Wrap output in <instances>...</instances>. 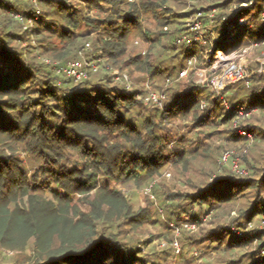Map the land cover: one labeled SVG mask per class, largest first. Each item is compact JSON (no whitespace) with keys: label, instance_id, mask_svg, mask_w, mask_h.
<instances>
[{"label":"trees","instance_id":"obj_1","mask_svg":"<svg viewBox=\"0 0 264 264\" xmlns=\"http://www.w3.org/2000/svg\"><path fill=\"white\" fill-rule=\"evenodd\" d=\"M170 1L175 2L39 0L46 10L42 7L38 13L27 1V7L20 9L17 1L0 0V243L12 248L14 240L33 238L38 246L34 264H151L136 246L120 237L121 224H132L136 215L125 192L114 184L133 181L150 185L170 159L186 158L168 152L171 129L164 126L167 117L199 109L206 113L198 120L207 112L216 116L221 96L215 92L206 95L209 102L204 109L199 96L208 89L191 79L184 90L171 95L165 109L143 116L135 113L145 102L140 90L113 86L107 76L96 83L88 79L76 82L71 77L58 82L60 77L38 61L31 49H19L15 43L22 44L33 31L40 48L52 51L55 46L49 38L56 35L64 43L61 59L66 56L70 60L87 48L85 43L96 34V44H100L96 58L114 60L126 51L133 30L152 39L149 30L142 28L143 13L154 16L161 27L159 35H174L175 41L180 38L187 28L176 25ZM92 10L96 17L90 15ZM14 13L29 20L30 27L24 28ZM235 20V24L231 22ZM238 21L237 15L225 17L219 38L214 39L215 51L229 40L237 42L248 35V27L239 26ZM172 25L175 28L169 31ZM254 36L264 40V22ZM186 46L196 54L195 47L183 42ZM134 60L139 61L138 57ZM253 94L259 98L257 106L264 107V88ZM252 103L253 97L246 109ZM222 114L229 120L234 109L227 116ZM20 152H26L24 159ZM27 162H35L33 171ZM221 178L189 200V209L211 199L222 203L234 200L227 189L234 178ZM246 181L249 188H258L264 176ZM47 190L53 198L45 195ZM76 196L88 209L73 202ZM251 210L256 214L250 220L262 212L258 206ZM199 214L191 213L189 220L197 222ZM220 238L213 241L220 242ZM259 246L264 250V240ZM242 264H264V257L258 255Z\"/></svg>","mask_w":264,"mask_h":264},{"label":"rangeland","instance_id":"obj_2","mask_svg":"<svg viewBox=\"0 0 264 264\" xmlns=\"http://www.w3.org/2000/svg\"><path fill=\"white\" fill-rule=\"evenodd\" d=\"M14 1L20 9L27 7V1L37 11L46 10L39 0ZM168 5L176 15V25L187 28L180 36L184 39L175 41L174 35L172 38L159 35L161 27L154 16L143 13L142 28L149 30L152 39L145 38L139 29L133 30L126 51L115 61L96 58L100 50L96 34L94 40L85 43L86 46L90 43V47L82 48L76 57L70 56V60L66 56L61 59L64 43L56 35L49 38L55 46L52 51L40 48L41 42L33 31L22 44H15L22 50L31 49L38 61L60 77L58 82H64L69 76L56 71L57 63L66 65L81 60L99 63L97 72H90L86 78L92 83L107 76L113 86L138 89L143 96L148 91L166 93L162 106L144 102L135 111L143 116L158 108L165 109L171 95L184 90L191 79L208 89L199 96L201 103H205L204 109L209 102L206 95L210 92L220 95V112L216 116L207 112L206 117L198 120V116L206 113L199 109L189 115L178 113L167 117L164 126L166 130L171 129L168 152H177L186 158L176 162L170 159L150 185L133 181L114 184L125 192L136 215L132 224L128 221L121 224L119 234L136 246L144 261L151 264H242L258 255L264 257L263 246H259L264 240V237L261 239L264 234V181L259 183L261 187L254 189L249 188L246 181H259L264 176V107L257 106L259 98L253 96L264 88V40L253 38L254 31L264 22V0H175ZM229 14L237 15L239 26L248 27V35L242 36L240 41L229 40L224 44L221 49L226 54L219 60L214 56V39L219 38L222 21ZM21 15L14 13L24 28L30 27V21H23ZM90 15L96 17V11L92 10ZM231 22L235 24L236 20ZM173 28L174 25L170 26L169 31ZM159 36L162 39L157 41ZM183 42L195 47L196 54L188 52V45L183 47ZM136 57L139 61L134 60ZM190 59H193L192 64H189ZM187 67L186 76L180 77L179 72ZM230 70L240 75L228 81L225 75ZM251 97L253 103L246 109ZM235 102L240 104L233 106ZM232 109V117L224 120L222 113L227 116ZM20 156L24 159L26 152H20ZM35 165L29 162V170L33 171ZM221 176V179L234 178V184L227 185L234 200L222 203L217 198L211 199L190 210L189 200L196 199L202 189L211 187ZM45 195L53 198L50 190ZM79 198L76 196L73 202L83 210L88 209ZM253 206H258V211L262 212L250 220L248 218L256 214L251 210ZM248 212L251 214L246 216ZM191 213H200L197 222L189 220ZM219 237H222L220 242L213 241ZM22 240H14L12 248L0 243V264L35 263L38 258L35 240Z\"/></svg>","mask_w":264,"mask_h":264},{"label":"built area","instance_id":"obj_3","mask_svg":"<svg viewBox=\"0 0 264 264\" xmlns=\"http://www.w3.org/2000/svg\"><path fill=\"white\" fill-rule=\"evenodd\" d=\"M33 1H36V0H33ZM38 13H40V10H38ZM198 27H199V24L197 23L196 28H198ZM186 37H187V35H186ZM183 39H184V36L179 38L178 41H182ZM88 47H90L89 43L87 44V48ZM225 54L226 53L222 49H219V50L215 51L214 56H217V59L220 60L224 57ZM47 61H49V60H47ZM192 63H193V59H190L189 64H192ZM56 66H57V71L59 73L67 74L69 77L74 78V80L76 82H79V81H82V80H85L86 78H88L89 71L91 69L94 71L99 69L98 63H96V64L93 62L92 63H90V62L84 63L81 60H73V61L68 62L66 65L57 63ZM188 68L189 67L183 68L180 71V77L186 76ZM230 71L233 72L235 78L240 75L239 74L240 72H238V71H236V72H234L232 70H230ZM227 73L225 76H227ZM227 80L229 81V80H234V79H227ZM170 82H171V80L168 78L167 84H169ZM165 98H166V93H163L160 91H148L146 93V95L143 97V99L146 103H152V104L157 105V106H162ZM204 105H205V103H202V106H204ZM242 133L245 134L246 132L244 131Z\"/></svg>","mask_w":264,"mask_h":264},{"label":"bare ground","instance_id":"obj_4","mask_svg":"<svg viewBox=\"0 0 264 264\" xmlns=\"http://www.w3.org/2000/svg\"><path fill=\"white\" fill-rule=\"evenodd\" d=\"M234 74H233V72H229V73H227V76H226V78L227 79H234Z\"/></svg>","mask_w":264,"mask_h":264}]
</instances>
